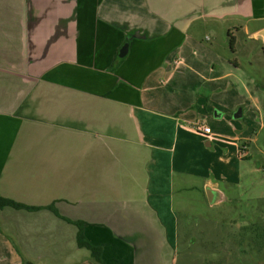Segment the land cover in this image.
<instances>
[{
  "label": "crops",
  "instance_id": "0c3cea01",
  "mask_svg": "<svg viewBox=\"0 0 264 264\" xmlns=\"http://www.w3.org/2000/svg\"><path fill=\"white\" fill-rule=\"evenodd\" d=\"M263 30L264 0H0V188L42 207L0 210V264H96L50 205L106 264H225L221 244L180 246L170 198L219 205L241 179L253 125L227 52Z\"/></svg>",
  "mask_w": 264,
  "mask_h": 264
},
{
  "label": "rangeland",
  "instance_id": "374dc122",
  "mask_svg": "<svg viewBox=\"0 0 264 264\" xmlns=\"http://www.w3.org/2000/svg\"><path fill=\"white\" fill-rule=\"evenodd\" d=\"M235 36L236 53L230 55L231 50L228 48L227 56L238 60L240 68L237 76L228 80L233 87L226 95L237 100L239 98L245 104L246 119L253 125L249 157L239 163L241 179L235 187L228 185L223 188L229 194H224L226 200L219 205L206 204L202 201L203 194L194 192L174 194L170 202L179 221L180 246L194 241L198 249L201 242L209 241V245H222L219 250L227 261L225 264H264V45L261 40L248 39L243 33H235ZM201 38L204 46L209 44L204 41V35ZM17 62H21L20 55H17ZM185 76L195 78L192 73L186 72ZM25 89L22 84L13 88L18 93ZM255 102L260 104L263 112L255 110ZM239 112L240 108L235 113ZM246 119L243 117L232 121L243 125L248 122ZM25 167L16 173L20 180L28 177L22 171L27 170ZM3 193L1 189L0 195ZM148 195L151 201V194ZM25 201L34 202L26 198ZM182 261L180 258L179 264Z\"/></svg>",
  "mask_w": 264,
  "mask_h": 264
},
{
  "label": "trees",
  "instance_id": "16d2710c",
  "mask_svg": "<svg viewBox=\"0 0 264 264\" xmlns=\"http://www.w3.org/2000/svg\"><path fill=\"white\" fill-rule=\"evenodd\" d=\"M230 46L233 47V40L232 39H230ZM114 67L112 66L111 69H114ZM7 207L13 208L16 210H25L28 212H34V211H38V210L42 209V207L28 206L25 204L15 202L14 200L4 198L0 195V210L7 208ZM46 208L51 210L55 215H57V217L65 220L66 222L74 224L78 228V233H77V245H78V247L88 250L90 252V256H91L92 260L96 264H106L102 259V250L99 247L93 246L90 242H88L87 239L84 238L83 231H82L83 226H84L83 222L72 221V220H69V219H66V218L60 216L58 211L52 205L47 206ZM24 264H27V263H24Z\"/></svg>",
  "mask_w": 264,
  "mask_h": 264
},
{
  "label": "built area",
  "instance_id": "2783aa9c",
  "mask_svg": "<svg viewBox=\"0 0 264 264\" xmlns=\"http://www.w3.org/2000/svg\"><path fill=\"white\" fill-rule=\"evenodd\" d=\"M194 129L197 131V132H201L205 135H208L211 133V129L209 127H207L205 124H202V123H197L195 126H194ZM240 151L243 153H246L247 151V146L244 144L241 146L240 148Z\"/></svg>",
  "mask_w": 264,
  "mask_h": 264
},
{
  "label": "water",
  "instance_id": "95a60500",
  "mask_svg": "<svg viewBox=\"0 0 264 264\" xmlns=\"http://www.w3.org/2000/svg\"><path fill=\"white\" fill-rule=\"evenodd\" d=\"M260 35L262 37H264V30L260 33ZM126 48H127V46L125 45L124 48L120 52V57L124 56V52L126 51ZM215 193H217V192H215L214 190H211V189H208V191H207L206 195H207V198H208V202L210 204L213 202V198L215 196Z\"/></svg>",
  "mask_w": 264,
  "mask_h": 264
}]
</instances>
